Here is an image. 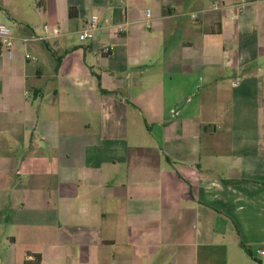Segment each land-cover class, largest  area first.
Here are the masks:
<instances>
[{"label": "crops", "instance_id": "1", "mask_svg": "<svg viewBox=\"0 0 264 264\" xmlns=\"http://www.w3.org/2000/svg\"><path fill=\"white\" fill-rule=\"evenodd\" d=\"M0 24V264H264V0H0Z\"/></svg>", "mask_w": 264, "mask_h": 264}, {"label": "built area", "instance_id": "2", "mask_svg": "<svg viewBox=\"0 0 264 264\" xmlns=\"http://www.w3.org/2000/svg\"><path fill=\"white\" fill-rule=\"evenodd\" d=\"M150 17V12H148ZM101 22V17L99 15H94L89 20L86 29L79 33V39L81 42L92 41L95 38V33L99 29V24ZM44 34L42 35H32L23 39L25 45L30 44H45L52 39L59 38L61 36V31L58 28H50L44 26ZM15 50L14 44V35L11 27L7 24H0V53L5 52L10 57H13ZM110 50L108 49L107 52ZM30 56H27V59H30ZM256 255L264 259V248L258 249Z\"/></svg>", "mask_w": 264, "mask_h": 264}, {"label": "trees", "instance_id": "3", "mask_svg": "<svg viewBox=\"0 0 264 264\" xmlns=\"http://www.w3.org/2000/svg\"><path fill=\"white\" fill-rule=\"evenodd\" d=\"M60 62H61V60H60V58L58 59V64H57V68H56V72H58V69H59V67H60ZM30 264V263H29ZM35 264H40V258H36V262H35Z\"/></svg>", "mask_w": 264, "mask_h": 264}, {"label": "rangeland", "instance_id": "4", "mask_svg": "<svg viewBox=\"0 0 264 264\" xmlns=\"http://www.w3.org/2000/svg\"><path fill=\"white\" fill-rule=\"evenodd\" d=\"M263 96H264V89H263Z\"/></svg>", "mask_w": 264, "mask_h": 264}]
</instances>
